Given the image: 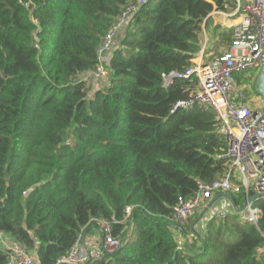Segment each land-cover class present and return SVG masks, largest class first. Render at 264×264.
Masks as SVG:
<instances>
[{
    "label": "trees",
    "instance_id": "trees-1",
    "mask_svg": "<svg viewBox=\"0 0 264 264\" xmlns=\"http://www.w3.org/2000/svg\"><path fill=\"white\" fill-rule=\"evenodd\" d=\"M237 4L0 0V234L40 264H57L90 233L91 218L115 219L114 235L127 226L124 245L86 264H264V200L257 225L239 219L243 193H227L237 208L205 215L204 232L193 229L199 214L174 220L179 199L222 180L230 162L210 106L173 111L196 93L197 77L165 87L163 75L193 65L209 15ZM130 7L110 50L108 85L93 90L87 76L99 46ZM214 40L219 55L231 35ZM180 232L196 242L178 241ZM8 261L0 244V264Z\"/></svg>",
    "mask_w": 264,
    "mask_h": 264
},
{
    "label": "built area",
    "instance_id": "built-area-1",
    "mask_svg": "<svg viewBox=\"0 0 264 264\" xmlns=\"http://www.w3.org/2000/svg\"><path fill=\"white\" fill-rule=\"evenodd\" d=\"M134 13V7H130L109 30L99 46L98 65L87 76L89 80L109 82L112 75L109 68L111 47L116 35L133 18ZM214 13L215 11L208 19ZM229 17L234 25L227 32L231 35V44L224 52L208 61H203L205 51L199 52L192 60L193 65L185 72L163 75L165 87L170 86L174 79L197 77L196 93L187 100L177 102L173 111L186 109L197 103L209 105L221 124L220 132L226 137L228 144V151L223 157L229 160L230 165L224 178L211 185L199 182V188L192 199H179L174 208V219L181 224L195 216L201 208H206L218 191L243 193L244 207L239 212L243 224L257 225L262 214L261 208L256 205L262 198L250 202L249 199L255 195L264 196V110L245 107L243 101L247 98L243 91L238 94L240 102H237L234 93L238 92L233 90L238 84L237 74L249 69H262L264 66V0H251L244 5L238 0L236 10ZM205 46L206 43L202 44L201 49ZM226 207L230 206L217 205L218 211H211L207 216L225 218ZM126 211L128 217L132 207H127ZM116 223L115 219L109 221L91 218L90 224H93L92 229L96 230L97 235L93 240H83V236L87 235L83 230L68 255L61 257L57 264H83L90 260H102L107 254L120 249L125 243L121 235L127 226L116 236L113 227ZM0 244L8 252L7 264H40L37 258L29 255L24 246L9 236L0 234Z\"/></svg>",
    "mask_w": 264,
    "mask_h": 264
},
{
    "label": "rangeland",
    "instance_id": "rangeland-1",
    "mask_svg": "<svg viewBox=\"0 0 264 264\" xmlns=\"http://www.w3.org/2000/svg\"><path fill=\"white\" fill-rule=\"evenodd\" d=\"M249 1H251V0H241V4L244 5ZM222 36H224V33L222 34ZM213 47H214V42L211 39H208V49H207L206 54H205L207 61L212 59L215 56L214 51H213ZM260 73H261V68L249 69V70H246V71L240 73L239 75L243 78L242 83L240 85L237 84L235 86L238 94L241 93V91L244 92L247 99H246V101H243V104L245 107H247L248 109H251V110H260V111L264 110V98L258 92V80H259ZM219 203H221V202H219ZM216 211H218L217 208H216ZM197 214H199V217H200L201 210H199L197 212ZM241 218L242 217L240 215L239 216L240 221H241ZM191 219L192 218H190L185 224H187ZM208 220L209 219H201V220L195 222L194 225H196V230L199 232H201V231L204 232V230H206L204 228L206 227ZM88 235H90L91 237H95L97 235V232L95 230V232H90ZM175 235L177 236V240L180 242L184 241L188 244H193L196 242L193 234H191V233H186V237H184V235L181 232L176 233ZM90 240H93V238Z\"/></svg>",
    "mask_w": 264,
    "mask_h": 264
},
{
    "label": "crops",
    "instance_id": "crops-1",
    "mask_svg": "<svg viewBox=\"0 0 264 264\" xmlns=\"http://www.w3.org/2000/svg\"><path fill=\"white\" fill-rule=\"evenodd\" d=\"M233 13H230V14H228L226 16L225 14H222L221 12H216L215 11V13L212 16H210V18L208 19L209 22H210V30H209V32H208V29H206V27L203 26L202 33L200 34V44L202 45V44L206 43V46L201 49V52L203 50H206L207 51V49H208V39H211L213 42H215L214 39L217 40L218 38H220L222 36V35H220V36L217 35L216 32H219V30L217 31L216 27H220L222 31L223 30H231V28L234 25V23H233L232 19L229 16L232 15ZM226 34H228V33H224V35H226ZM225 50H226V48L221 47L219 53L221 54ZM107 84H108V82L105 81V80L102 81V80H95V79H93L91 81V86H92V89L93 90H97V89H100V88H104ZM235 90H236V87H235ZM234 94H236L235 100L237 102H240V100H239L240 98L237 97L238 96V93H234ZM214 198H215V196H214ZM221 200H224V201H222L221 203H219ZM216 204L218 205V207H222L223 204H226V205H229L230 207H232V205L229 204L222 197L218 200V202ZM217 205H214L213 208L208 211V213H210L213 210L216 211ZM230 207L229 208L226 207L225 209H227L228 212H231V211H233V209L230 208ZM207 219H210V218L208 217ZM193 229H196V225H194ZM91 230H92L91 232H95L93 229H91ZM85 237H86V240H90V239L93 238V237H91L88 234Z\"/></svg>",
    "mask_w": 264,
    "mask_h": 264
},
{
    "label": "water",
    "instance_id": "water-1",
    "mask_svg": "<svg viewBox=\"0 0 264 264\" xmlns=\"http://www.w3.org/2000/svg\"><path fill=\"white\" fill-rule=\"evenodd\" d=\"M258 92H259V93L262 95V97L264 98V66H263V68H262V71H261V73H260L259 80H258ZM221 196L227 198V199L232 203V205H233L235 208H237L236 205H235V203H234V201H233V199H232L230 196L226 195V194H218V195H216L215 200H213V202H211V204L209 205V207H211V206L213 205V203H214L216 200H218ZM261 198H262V199H261ZM255 199H261V200H264V196L255 195V196H253V197H251V198L249 199V202L252 201V200H255ZM261 200H260V201H261ZM205 214H206V210L200 214L199 220H201V219L205 216Z\"/></svg>",
    "mask_w": 264,
    "mask_h": 264
},
{
    "label": "bare ground",
    "instance_id": "bare-ground-1",
    "mask_svg": "<svg viewBox=\"0 0 264 264\" xmlns=\"http://www.w3.org/2000/svg\"><path fill=\"white\" fill-rule=\"evenodd\" d=\"M237 22H240V21L237 20ZM232 27H233V26H232ZM231 29H232V28H231ZM203 51H205V53H206V50H203ZM203 61H207V60H206V56H204ZM261 71H262V69H261ZM237 75H239V74H237ZM234 91H236V90L234 89L233 92H234ZM192 106H193V105H192ZM208 106H209V105H208ZM190 107H191V106L187 107L186 109H188V108H190ZM227 151H228V149H227ZM226 153H227V152H226ZM227 193H232V194H233L232 191H227L226 193H223V192H221V191H218V192L215 193L214 196L216 197V195H218V194H226V195L229 196V194H227ZM214 196H213V198H214ZM221 197L224 198L229 204H232L227 198H225V197H223V196H221ZM221 197H220V198H221ZM213 198L209 201V205L211 204V202H213V200H215V198H214V199H213ZM220 198H219V199H220ZM191 199H192V198H191ZM219 199H218V200H219ZM218 200H216V201L213 203V205H212L211 207H209V205H208L206 208H204V207L201 208V209H200L201 212H202V211L204 212V211L206 210V214H207L208 211H209L210 209H212L214 205H216V203L218 202ZM222 201H224V200H221L220 202H222ZM243 207H244V206H243ZM232 209H233V210L235 209L234 206H232ZM242 209H243V208H242ZM242 209H241V210H242ZM225 210H226V212H227V214H228L229 212L227 211V209H225ZM241 210H240V211H241ZM240 211H239V212H240ZM215 212H216V211L213 210V213H215ZM237 212H238V211H237ZM239 212H238V213H239ZM206 214H205V215H206ZM189 219H190V218H189ZM189 219H188V220H189ZM174 220H175V219H174ZM188 220H187V221H188ZM175 221H176V220H175ZM187 221H186V222H187ZM176 222H177V221H176ZM186 222H184V223H182V224L179 223V222H177V223H179L180 225H184ZM83 240H86V237H85V236H83ZM69 252H70V251H69ZM69 252H68V253H69ZM67 255H68V254H67ZM67 255H66V256H67ZM91 261H100V260H90V261H87V262H85V263H83V264H86V263L91 262Z\"/></svg>",
    "mask_w": 264,
    "mask_h": 264
}]
</instances>
